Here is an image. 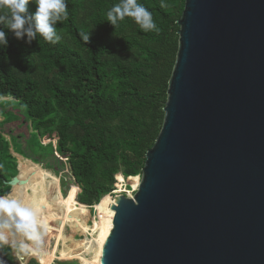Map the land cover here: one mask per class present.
I'll return each instance as SVG.
<instances>
[{"label": "water", "instance_id": "95a60500", "mask_svg": "<svg viewBox=\"0 0 264 264\" xmlns=\"http://www.w3.org/2000/svg\"><path fill=\"white\" fill-rule=\"evenodd\" d=\"M178 25L164 124L100 264H264V0H186Z\"/></svg>", "mask_w": 264, "mask_h": 264}, {"label": "trees", "instance_id": "16d2710c", "mask_svg": "<svg viewBox=\"0 0 264 264\" xmlns=\"http://www.w3.org/2000/svg\"><path fill=\"white\" fill-rule=\"evenodd\" d=\"M116 2L67 0L68 19L57 23L61 39L55 44L39 35L28 44L26 37L18 40L0 26L8 39V47L0 49V94L15 98L0 101L5 118L0 123V194L9 190V181L18 174L11 148L25 142L13 122L19 117L27 126L32 121L41 142L17 154L37 163H58L60 157L70 165L78 185L70 186L68 195L79 202L65 203L64 214L74 208L83 217L106 196L111 205L117 176L120 189L125 179L132 182L129 197L138 190L147 153L164 124L180 47L178 22L186 0H138L152 12L157 25L149 32L132 18L111 25L106 13ZM35 10V0H30L29 12ZM82 34L90 36L87 43ZM38 166L22 163L18 176L25 182L19 188L22 192L36 180ZM96 255L101 260L102 251ZM56 260L74 261L55 264H93L81 245L61 251Z\"/></svg>", "mask_w": 264, "mask_h": 264}, {"label": "clouds", "instance_id": "9594fccd", "mask_svg": "<svg viewBox=\"0 0 264 264\" xmlns=\"http://www.w3.org/2000/svg\"><path fill=\"white\" fill-rule=\"evenodd\" d=\"M30 0H0V26L7 28L18 40L31 44L41 36L55 44L61 39L56 25L68 19L67 0H35L36 10L29 12ZM163 5V2L161 3ZM107 21L116 27L125 18L132 20L143 32L157 30L153 14L138 0H118L106 13ZM0 28V49L8 47L7 33ZM87 43L90 36L82 34ZM11 93L0 94V101H14ZM9 190L0 194V264H9L8 257L18 264H28L30 258L39 259L47 251L45 241L47 217L46 202L22 192L15 184L8 183ZM35 190H33L34 192ZM43 191V189H41Z\"/></svg>", "mask_w": 264, "mask_h": 264}, {"label": "rangeland", "instance_id": "374dc122", "mask_svg": "<svg viewBox=\"0 0 264 264\" xmlns=\"http://www.w3.org/2000/svg\"><path fill=\"white\" fill-rule=\"evenodd\" d=\"M7 110L9 112L12 109L9 108ZM1 111L3 112V110H0V123L5 121ZM7 116L18 117L12 113H8ZM13 122L17 123L16 132L22 134L25 140L22 144H17L14 147L11 137L7 136V139L12 144L11 152L18 160V174L15 177L19 176L22 163L28 165L36 163L39 165L38 168L34 169L37 178L30 184V187L25 193L29 196L34 195L38 200L43 198L47 204V208L44 209L43 213L47 217V224L45 226L46 234L44 237L47 243V251L43 257L44 264H55L57 261H74L56 260V258L61 251L76 249L80 245L85 248L90 261L93 264H99L100 260L96 254L102 251V245L108 238V231L111 227L110 223L106 221L110 207V198L107 196L104 197L96 206V209L94 207L93 209L90 208V213L83 215V217L74 208L70 209V214H64L62 206L70 200H76L69 198L70 195H68L70 186L74 184L69 163L62 158H59L58 163H37L34 158H27L17 154L15 151L24 153L25 147L28 149L31 144L41 142V137L34 131L32 121H29L28 126L24 122L23 117H19L18 120ZM49 143L47 142L45 145H49ZM125 180L126 184L124 188L120 189L117 176L116 192L112 197L116 195H126L129 197L130 192L133 191V184L129 179ZM16 186L18 188L25 187V185L21 186L19 184ZM33 190L35 191L33 192ZM10 260L14 264H18L17 261ZM28 264H39V259L36 257L30 258Z\"/></svg>", "mask_w": 264, "mask_h": 264}, {"label": "bare ground", "instance_id": "6f19581e", "mask_svg": "<svg viewBox=\"0 0 264 264\" xmlns=\"http://www.w3.org/2000/svg\"><path fill=\"white\" fill-rule=\"evenodd\" d=\"M19 184L22 185L23 183L20 181ZM70 198H71V199H76L77 202H79V201H78V197L71 196ZM113 198H114V197H113ZM131 198H132V197H131ZM114 201H115V199H114ZM114 201H112V203H111V205H110V207H109V211H108V215H107V219H106V221H108V222L110 223L112 229H113V224L111 223V221H110V219H109V212H110V210H111V207H112ZM111 231H112V230H111ZM110 233H111V232H110ZM109 235H110V234H109ZM108 237H109V236H108ZM107 239H108V238H107ZM107 239H106V241H107ZM106 241H105V242L103 243V245H102V254H103L104 244L106 243ZM101 258H102V256H101ZM100 263H101V260H100ZM100 263H99V264H100Z\"/></svg>", "mask_w": 264, "mask_h": 264}, {"label": "built area", "instance_id": "2783aa9c", "mask_svg": "<svg viewBox=\"0 0 264 264\" xmlns=\"http://www.w3.org/2000/svg\"><path fill=\"white\" fill-rule=\"evenodd\" d=\"M115 192H116V191H114V192L112 193V195L115 194Z\"/></svg>", "mask_w": 264, "mask_h": 264}, {"label": "flooded vegetation", "instance_id": "af4514ba", "mask_svg": "<svg viewBox=\"0 0 264 264\" xmlns=\"http://www.w3.org/2000/svg\"><path fill=\"white\" fill-rule=\"evenodd\" d=\"M12 262V261H11ZM13 263V262H12Z\"/></svg>", "mask_w": 264, "mask_h": 264}]
</instances>
